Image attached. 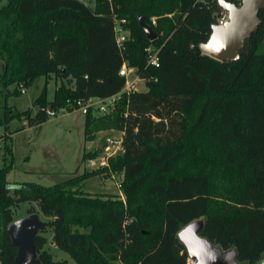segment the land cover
I'll use <instances>...</instances> for the list:
<instances>
[{
	"label": "trees",
	"instance_id": "trees-1",
	"mask_svg": "<svg viewBox=\"0 0 264 264\" xmlns=\"http://www.w3.org/2000/svg\"><path fill=\"white\" fill-rule=\"evenodd\" d=\"M238 5L241 0H225ZM6 0L0 6V264H14L16 247L6 232L21 203L35 204L46 227L35 239L42 264L54 260L50 242L74 264H188L177 233L204 219L200 233L238 261L264 255V11L237 60L203 55L217 23V0ZM137 16L156 33L149 41ZM123 21V22H122ZM118 24L129 36L120 50ZM158 50V67L146 49ZM123 63L146 81V90L123 97L106 115L84 116L85 141L98 132L122 133L123 151L99 169L73 172L51 186L9 183L13 168L8 124L40 126L47 107L72 112L77 100L117 94ZM147 68V69H146ZM43 77L45 83L23 111L7 103ZM50 77L55 81L47 99ZM10 86L13 89H10ZM100 150L84 151L81 162ZM119 174L121 195L90 194L87 179ZM49 233V239L44 235Z\"/></svg>",
	"mask_w": 264,
	"mask_h": 264
},
{
	"label": "rangeland",
	"instance_id": "rangeland-1",
	"mask_svg": "<svg viewBox=\"0 0 264 264\" xmlns=\"http://www.w3.org/2000/svg\"><path fill=\"white\" fill-rule=\"evenodd\" d=\"M85 5L93 7V0H80ZM6 0H0V6L4 5ZM124 35L129 36L125 31ZM2 72V62L0 60V74ZM45 79L43 77L37 78L33 85L28 89L19 86L20 89H25V93L20 95H13L7 99L10 106H14L20 111L33 108L32 102L41 92ZM142 89V85L140 84ZM10 89H13L10 86ZM54 92V80L50 77L47 84V99L52 100ZM0 96V101H1ZM36 109L33 108V113ZM57 114L53 118H49L40 126L28 127L26 121L14 120L8 124L9 132H14L15 129L22 126L21 133H16L13 136L12 155L13 168L7 176L9 183L12 186L13 182H34L42 186H51L68 178L72 172L77 168L76 174H81L93 169H99L105 156L104 147L109 138H116L120 134L112 131H101L95 136L96 150H100V155L94 159L93 165L84 167L80 164V155L84 146L83 140V115L80 112L66 114L65 117ZM24 122V125L22 123ZM3 127L0 126V133H3ZM18 131V132H20ZM14 134V133H13ZM94 144V142H93ZM91 142L86 143V146L92 145ZM95 147V146H94ZM2 143L0 142V168L3 166L2 159ZM88 148V147H87ZM95 150V148L90 151ZM103 160V161H102ZM43 171L42 174H35L34 172ZM75 172V171H74ZM121 177L119 174L97 175L84 182L83 190L90 194H104V195H121L118 187ZM33 207L36 210L35 204L27 202L21 203L18 208L14 210V220L23 218L27 215V209ZM42 221H46L41 217ZM48 239L49 233L44 234ZM45 248L51 253L54 260H67L69 264H74L69 255L63 251L58 250L50 242H47ZM262 264H264V255L262 257ZM119 264V263H115Z\"/></svg>",
	"mask_w": 264,
	"mask_h": 264
},
{
	"label": "water",
	"instance_id": "water-1",
	"mask_svg": "<svg viewBox=\"0 0 264 264\" xmlns=\"http://www.w3.org/2000/svg\"><path fill=\"white\" fill-rule=\"evenodd\" d=\"M264 11V0H241L238 5L225 0H217L219 16L227 14L225 25L214 24L205 43L199 45L203 55L220 62L238 59L244 42L257 32L260 26L258 13ZM138 23L146 38L153 41L156 33L147 25L144 18L137 16ZM46 227L38 213H31L23 218L13 220L6 228L12 245L16 247L14 264H42L35 249L37 235ZM204 219L194 220L185 225L178 233L177 239L184 247L188 261L194 264H246L238 261L234 248L223 250L200 235ZM256 264H262L257 262Z\"/></svg>",
	"mask_w": 264,
	"mask_h": 264
},
{
	"label": "built area",
	"instance_id": "built-area-1",
	"mask_svg": "<svg viewBox=\"0 0 264 264\" xmlns=\"http://www.w3.org/2000/svg\"><path fill=\"white\" fill-rule=\"evenodd\" d=\"M217 25H225L228 21L227 14L223 16H219L217 14ZM123 22V21H122ZM122 28L116 24L115 34H116V44L118 48L121 50L123 48V42L126 39ZM147 52V66L148 67H158V50L149 47L146 49ZM118 74L123 77L124 84L121 90L112 96L105 98H89L85 101L77 100L72 106L73 111L80 112L83 116H85L89 111L93 112L95 115H106L115 109L116 104L123 98L128 97L135 92H142L146 90V81L141 78L138 74L137 70L134 67L123 63L118 71ZM140 84L142 85V89L140 88ZM20 93H25V89H21ZM40 111L44 112L48 118H53L57 114L68 113L66 108H60L57 111L51 110L47 107L40 108ZM120 135L116 138H109L106 141L104 152L105 156L103 158V162L101 165L106 164V159L114 156L116 153L123 151V134L120 132ZM119 187V184H118ZM188 264H194L191 261H188Z\"/></svg>",
	"mask_w": 264,
	"mask_h": 264
},
{
	"label": "crops",
	"instance_id": "crops-1",
	"mask_svg": "<svg viewBox=\"0 0 264 264\" xmlns=\"http://www.w3.org/2000/svg\"><path fill=\"white\" fill-rule=\"evenodd\" d=\"M55 81H54V89H55ZM74 111H72V112H68V113H64V114H61L62 116L60 117V118H62V117H65V115L66 114H69V113H73ZM22 125H24V122L22 123ZM29 127V126H28ZM83 127H84V116H83ZM26 128H24L22 131H20V132H16V133H21V132H23L24 130H25ZM16 133H14V134H11L10 135V137H11V139H12V142H13V136L16 134ZM83 140H84V135H83ZM88 142H91L92 144H93V142H94V144H93V146L92 145H89V146H86V143H88ZM96 139H93V140H91V141H85L84 140V146H83V149H82V152H81V155H80V164H79V166L81 165V164H83L84 165V167H88V166H91V165H93L92 163L95 161V160H91V161H86V162H81V156H82V153L84 152V151H90L92 148L94 149H96ZM95 146V147H94ZM88 147V148H87ZM2 156H3V154H2ZM3 159V158H2ZM78 168V167H77ZM75 169L74 171H76V170H78V169ZM91 170H94L93 168L91 169ZM73 171V172H74ZM72 172V173H73ZM35 174H37V175H39V174H42L43 173V171L41 172V171H39V172H34ZM14 183V182H13Z\"/></svg>",
	"mask_w": 264,
	"mask_h": 264
},
{
	"label": "bare ground",
	"instance_id": "bare-ground-1",
	"mask_svg": "<svg viewBox=\"0 0 264 264\" xmlns=\"http://www.w3.org/2000/svg\"><path fill=\"white\" fill-rule=\"evenodd\" d=\"M147 69V68H146Z\"/></svg>",
	"mask_w": 264,
	"mask_h": 264
},
{
	"label": "flooded vegetation",
	"instance_id": "flooded-vegetation-1",
	"mask_svg": "<svg viewBox=\"0 0 264 264\" xmlns=\"http://www.w3.org/2000/svg\"><path fill=\"white\" fill-rule=\"evenodd\" d=\"M262 262V261H261Z\"/></svg>",
	"mask_w": 264,
	"mask_h": 264
}]
</instances>
